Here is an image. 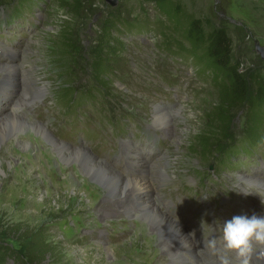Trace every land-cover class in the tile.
<instances>
[{
    "label": "rangeland",
    "instance_id": "obj_1",
    "mask_svg": "<svg viewBox=\"0 0 264 264\" xmlns=\"http://www.w3.org/2000/svg\"><path fill=\"white\" fill-rule=\"evenodd\" d=\"M11 1L6 4H17L18 0ZM175 1L183 6L187 14L207 19L215 28L228 29L234 42V59L240 71L246 75L258 74L264 81V61L255 51L256 42L264 46V0ZM22 2L29 8L28 12L32 11L28 18L31 32L28 39H16L9 43L18 52L15 60V97L0 110V120L6 113L14 111L19 119L45 128L54 140L73 149L48 128L49 118L38 121L33 115L32 118L26 117L31 112L32 103L16 109L19 100L17 92L21 93L20 89L26 85L32 89L45 86L62 112L79 103L89 89H94L89 71V54L94 48V40L105 20L118 21L121 24L120 36L126 45L124 63L115 70L117 78L111 80L109 90L103 92L104 97L95 95L84 106L96 105L106 118L135 116L145 121L146 130L131 129L126 138L132 140L133 146H121L120 154L124 157L117 162L106 163L124 178L132 176L133 165L130 162L134 154L145 159L149 167L153 165V173L149 174L154 175L152 181L161 184L156 185L153 202L161 207V213L183 228L186 240H193L199 245L191 254L182 253L188 262L183 264H223L224 259L229 264H241V258L225 249L222 243L218 242L217 249L212 251L204 247V241L213 236L219 240L221 227L235 215L264 216V185L261 184L264 183V144L260 145L257 157L245 159L248 163L245 162L242 168L241 163L236 168L218 170L219 160L215 159V153L221 149L224 154L231 149L232 142L241 136L245 128L246 109L239 107L231 110L229 115V133L234 139L214 142L206 154L194 153V141L205 131L207 117L217 105V95L209 81L196 73L197 67L191 59L178 49H167L168 42L167 46L185 48L171 41L174 38L182 41L184 29L176 28L154 6L138 0H118L115 6L105 0H79L76 12L68 8L72 2L77 3L75 0ZM5 6L8 5L4 4L0 9L8 13ZM132 25H139L142 30L132 31ZM125 26L129 29H124ZM13 27L6 26L0 37L10 35ZM65 27L75 36L74 57L63 54L65 59L73 61L70 69L53 57L60 54L56 51L57 38ZM9 62L0 59V82L12 71L6 66ZM19 85L23 86L20 88ZM183 85L188 88V99L179 101L177 92ZM45 98L51 101L48 95ZM163 102L171 108L157 109L160 107L154 103ZM158 111L171 115V124L160 127L153 123ZM55 115L53 111L50 116ZM99 126L100 123H97L96 128ZM80 128L96 133V150L109 152L106 133L99 134L94 123L81 126L75 122L66 139L71 142L80 139ZM13 135L6 136L4 140L0 138V243L22 257L31 235L40 232L55 251L42 256L36 264H171L170 257L158 254L165 251L158 250L161 242L158 237L153 240L148 235L144 236V229L153 228L150 221L143 217L103 218L104 212L99 204L111 199L104 196L102 185L92 180L83 183L82 166L68 164L71 166L66 167L70 169L65 171L64 162L45 139L39 140L32 134L22 142L23 145H19ZM146 135L160 140L159 147L141 144L149 141ZM219 138L217 136L218 141ZM22 152L27 153L24 158H20ZM91 156L103 162L102 158ZM33 169L37 172L31 173ZM136 177L143 179L144 175L137 174ZM243 179L257 182L250 189L249 181ZM90 183L93 193L83 187ZM191 187L199 189L200 198L195 203L187 200L191 196L188 194ZM209 205L217 206L218 225L213 219L205 217L210 231L204 234L197 229L195 219ZM105 208L109 212L108 207ZM257 247L264 249V246ZM155 249L156 252L151 253ZM8 264L16 263L9 261ZM26 264L33 263L26 261ZM250 264L257 262L254 263L252 258Z\"/></svg>",
    "mask_w": 264,
    "mask_h": 264
},
{
    "label": "trees",
    "instance_id": "obj_2",
    "mask_svg": "<svg viewBox=\"0 0 264 264\" xmlns=\"http://www.w3.org/2000/svg\"><path fill=\"white\" fill-rule=\"evenodd\" d=\"M145 5H152L167 20H171L177 27L183 28L182 41L174 38L171 41L178 42L180 47L167 46L171 49H178L195 64L196 73L201 78H206L215 89L217 95V105L207 117V127L198 139L194 141L195 154L207 153L214 142L221 140L231 141L230 111L234 108L245 107L246 124L238 139H234L231 149L223 154L220 149L215 153L218 159V170L222 171L228 167L236 168L241 164V168L246 162L245 159H252L260 154V145L264 144V81L257 74L246 75L240 71L239 65L234 59V42L230 32L226 28H215L211 22L204 18H195L187 14L183 6L175 0H138ZM11 0H0V7L11 3ZM68 7L72 12L78 10L79 0ZM17 4L23 5L22 0ZM117 19V18H116ZM121 24L116 20H105L94 40V48L89 54V71L94 89H89L82 97L78 106H83L95 95L103 96V92L109 90L111 80L117 78L114 73L116 69L122 67L126 45L123 41ZM130 30L141 31L139 25L130 26ZM124 29H129L125 26ZM75 36L72 31L65 27L58 35L57 49L60 54L53 56L54 60L66 64L65 68L70 69L73 65L72 59H65L63 54H71L74 57L76 52ZM169 47L171 49H169ZM121 73V72H120ZM219 136V141L217 140ZM248 163V162H246ZM29 245L25 249V254L21 257L18 252L9 246L0 243V264H8L14 261L16 264L39 263L42 256L54 252V248L43 234L35 232L28 240Z\"/></svg>",
    "mask_w": 264,
    "mask_h": 264
},
{
    "label": "bare ground",
    "instance_id": "obj_3",
    "mask_svg": "<svg viewBox=\"0 0 264 264\" xmlns=\"http://www.w3.org/2000/svg\"><path fill=\"white\" fill-rule=\"evenodd\" d=\"M19 86L21 88L23 85ZM44 90H47L45 86L34 89L29 88L27 85L24 86V89H20L21 93L17 92V95L19 94V100L17 108H15L17 110H20V107L33 103L32 101L36 97H40L41 95H43ZM170 116L171 115L164 114L161 111H158L155 114L153 123L160 127H162L163 125L167 126L171 124L172 121ZM32 134L38 136V139H45L52 146L53 152H55V154H57V156L64 162L65 171H69L70 169L69 167H66L71 166L68 164L77 163V165L79 164L80 167L82 166L83 173H81V175L83 178V183H89L90 180H92L95 183L103 186V192L105 193L104 196L111 199L108 202L102 201L103 203L99 204V206H101L102 208L101 211L105 213H102L103 218H115L116 216H126L127 218L131 219L140 217L145 218L146 220L150 221V223H152L153 228H148L145 230L143 227L145 231L144 236L148 235V237L153 240L158 237V240L161 242H159L157 246V242L155 241L154 245L158 247V250H165L163 253L158 254L165 256L164 258L170 257L171 264H183L185 262L188 263L187 260H185V258L182 256V253L187 252L191 254L199 245L197 246V243L193 240H186L187 235L185 234L183 228L178 223L174 222V220L166 216L163 212L161 213L159 209L161 207H158V205L153 202V198L155 197V190L158 186H161V184L159 185V181H152L154 175L149 174L150 172L153 173V165H150L149 167V163H147L145 159H140L137 154H134L133 160H131L132 162H130L133 165L132 176H129L130 178H127L128 176L124 178L113 166L102 161H98L95 157L91 156V154L83 149H76L72 147L73 149H76L73 150L64 143L57 142L56 140H54L53 136H51L46 131L45 128L33 123H27L19 119L14 111H12L11 113H6L4 119L0 120V138L2 140H4L6 136L13 135L12 138L15 139L19 145H23L24 143L22 142L26 141L30 135L32 136ZM24 147H26V145H24ZM30 148L34 149V151L37 150L36 148L29 147V149ZM20 155V158H24L27 153L22 152V154ZM35 172L37 171L33 169L31 173ZM137 174L144 175V178L140 179L139 177H136ZM243 180L249 181L250 189L253 188L252 184L257 182V180L252 179ZM72 183L74 184V186L76 185L74 182ZM261 184L264 185V183ZM156 185L158 186L156 187ZM83 187H85L87 191L90 190V193H93L94 191V188L91 187V183L89 186ZM105 207H108L109 212H107ZM194 235L196 234L194 233ZM198 235H200V233H198ZM164 239H166L168 242H166ZM153 252H156V249L151 253ZM151 253H149V255Z\"/></svg>",
    "mask_w": 264,
    "mask_h": 264
},
{
    "label": "clouds",
    "instance_id": "obj_4",
    "mask_svg": "<svg viewBox=\"0 0 264 264\" xmlns=\"http://www.w3.org/2000/svg\"><path fill=\"white\" fill-rule=\"evenodd\" d=\"M218 242L241 258V264H250L257 246H264V216L235 215L222 226V235L204 241V247L215 251ZM223 264H229L227 259Z\"/></svg>",
    "mask_w": 264,
    "mask_h": 264
},
{
    "label": "water",
    "instance_id": "obj_5",
    "mask_svg": "<svg viewBox=\"0 0 264 264\" xmlns=\"http://www.w3.org/2000/svg\"><path fill=\"white\" fill-rule=\"evenodd\" d=\"M105 1L107 2V4L111 6H115L118 3V0H105ZM255 51L264 61V46H261L256 42Z\"/></svg>",
    "mask_w": 264,
    "mask_h": 264
}]
</instances>
